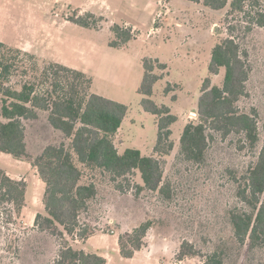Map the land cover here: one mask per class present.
<instances>
[{"label": "rangeland", "instance_id": "374dc122", "mask_svg": "<svg viewBox=\"0 0 264 264\" xmlns=\"http://www.w3.org/2000/svg\"><path fill=\"white\" fill-rule=\"evenodd\" d=\"M66 3L65 0H0V43L4 45L0 46V86L20 90L24 84L34 83L39 90L47 85L51 89V82L43 84L42 72L54 62L49 60L53 58L81 67L90 66L96 74L91 91L128 106L121 129L114 137L119 153L134 148L143 155L160 158L171 197L138 188L137 185H143L138 170L127 179L114 180L108 172L81 163L71 140L50 124L49 111L38 110L35 119L24 121L28 157L18 159L0 151V169L13 180L26 184L22 207L8 201L0 203V264H51L62 247L82 249V243L88 239L40 232L35 224L37 213L45 212L46 185L32 160L46 146L62 143L83 171L82 181L97 185L98 194L80 221L90 225L94 234L111 235L105 242L113 259L102 255L106 257V264H132L117 250L119 236L148 219L154 224L145 239L147 246L153 244L149 254L153 264H204L198 256L186 257L185 262H180L178 250L185 239L196 243L203 253L224 245L219 241L225 239L232 248L225 264H264V250L247 252L233 243L229 220L230 210L240 204L231 175L247 167L254 153L240 151L237 137L217 136L209 142L204 163L189 162L180 155L184 127L198 122V101L203 81L210 75L212 50L219 41L229 37V28L233 25L237 26L234 36L248 51L251 67L248 94L237 105L240 111L257 112L259 146L264 144V26L251 22L264 15V0H259L258 5H247L244 12H232L231 0L222 10H211L203 3L173 0L170 7L174 10L164 17L159 30L156 31L153 22L138 23L139 38L130 53L140 52L165 65L163 71L157 70L164 76L155 83L152 99L158 105L168 106L177 117L171 126L174 148L167 154L155 151L156 116L141 105L139 88L144 75L141 60L106 54L105 49L112 40L107 32L65 25V19L75 12ZM118 23H123L121 17ZM245 26H251L252 30L246 32ZM224 77L225 68H221L217 75L211 76L212 84L222 86ZM2 100L0 92V121L4 120ZM116 235L119 245L115 243Z\"/></svg>", "mask_w": 264, "mask_h": 264}, {"label": "trees", "instance_id": "16d2710c", "mask_svg": "<svg viewBox=\"0 0 264 264\" xmlns=\"http://www.w3.org/2000/svg\"><path fill=\"white\" fill-rule=\"evenodd\" d=\"M203 3L211 10H222L229 0H187ZM258 5L259 0H231L232 12H244L247 5ZM73 24L101 29L105 18L94 13L75 11L67 18ZM264 26V15L257 21ZM237 26L229 28L228 38L219 41L212 50L209 76L203 81L198 101V122L188 123L180 138V155L196 164L206 161L209 142L217 136L222 139L237 137L240 151L253 152L251 162L241 172L233 173L236 198L239 205L230 210L229 220L233 230V243L247 252L264 250V144L261 140L256 111H240L237 103L248 94L247 82L251 67L248 51L234 36ZM246 32L252 30L245 26ZM113 38L110 47L121 49L134 40L131 26L114 24L110 28ZM0 46L2 43H0ZM144 75L139 88L143 109L156 116L158 138L157 153H169L174 148L171 126L177 117L166 105H158L152 99L155 83L162 79L165 65L157 59H142ZM5 69L9 66L4 65ZM225 68L222 86L212 84V75ZM43 84L51 82V89H37L34 83H26L20 90L0 86L3 94L0 121V151L15 158L28 157L25 120L35 119L38 110L49 111V122L71 140V147L79 161L96 167L116 178L141 174L144 188L171 197V188L164 181V168L160 158L143 155L139 149L128 148L119 153L114 137L119 132L128 113V106L91 91L93 79L85 72L52 62L42 72ZM33 161L46 188L43 195L44 213H37L35 224L40 232L51 235L79 236L81 239L94 234L90 225L81 223L80 216L86 212L97 196L94 182L85 183L83 171L76 165L72 152L65 146L48 145ZM0 192L2 201L22 207L25 202L26 184L15 181L0 169ZM148 219L119 236L120 252L131 258L146 246L145 239L153 227ZM212 251L203 253L191 240H183L178 259L200 257L204 264H225L226 255L232 250L230 242L220 239ZM105 257L97 252H87L70 245L61 248L51 264H106Z\"/></svg>", "mask_w": 264, "mask_h": 264}, {"label": "crops", "instance_id": "0c3cea01", "mask_svg": "<svg viewBox=\"0 0 264 264\" xmlns=\"http://www.w3.org/2000/svg\"><path fill=\"white\" fill-rule=\"evenodd\" d=\"M52 1L60 2L61 0H52ZM65 1L67 2L65 5L68 6L69 4L73 8L72 9L73 11H79L81 14H84L86 12H91V13L96 14L97 16L104 17L105 22L103 23L102 28L98 30L95 29V30L99 33L101 32L109 33L111 35L110 39L113 38V34L110 30L112 25L119 24L122 26H131L133 30L137 32L134 40L130 41L124 48H121V49H116V48L110 47L109 45L108 47H106L105 53L116 56V57L119 56L122 58L132 57V59L135 58L136 60H141V63H142V59L145 57L142 56L140 52H135L133 53L134 55H132L130 53V50L133 47V45L135 46V42L139 38L138 37V30H139L138 23H146V24H149V22L154 23L155 15L160 7L158 4V0H65ZM168 1H169V4H171L173 0H168ZM172 9L174 10V7H172ZM118 17H121L123 21L122 24L118 23ZM64 24L66 25V24H73V23L65 19ZM49 60H52L54 62L64 64L68 67L83 71L88 76L92 77V79L96 77L95 71L90 66H83V67L77 66L63 59L56 60L53 58ZM110 236L111 235L109 234L101 233V232L94 234L88 237V239H86L82 243L83 245L82 249L88 252L89 251L97 252L103 256L109 255L113 259V256L107 250L109 245L105 242L106 239L109 240ZM116 236L117 238H115V243L116 245H119L118 235ZM88 245H91L93 248L91 249ZM152 246L153 244L149 246L147 245L144 246V248L135 252L134 256L131 258L123 257L121 255L120 248L118 246H117V250L123 259L129 261L132 264H153L152 259L149 256L150 252L153 249ZM143 252H145V256L142 258Z\"/></svg>", "mask_w": 264, "mask_h": 264}, {"label": "built area", "instance_id": "2783aa9c", "mask_svg": "<svg viewBox=\"0 0 264 264\" xmlns=\"http://www.w3.org/2000/svg\"><path fill=\"white\" fill-rule=\"evenodd\" d=\"M159 9L154 18V24L156 31L161 28L164 17L172 12V8L170 7L168 0H158Z\"/></svg>", "mask_w": 264, "mask_h": 264}]
</instances>
